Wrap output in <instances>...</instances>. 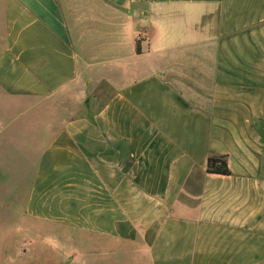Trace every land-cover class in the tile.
Returning <instances> with one entry per match:
<instances>
[{
	"label": "crops",
	"instance_id": "1",
	"mask_svg": "<svg viewBox=\"0 0 264 264\" xmlns=\"http://www.w3.org/2000/svg\"><path fill=\"white\" fill-rule=\"evenodd\" d=\"M0 179L84 264H264V0H0Z\"/></svg>",
	"mask_w": 264,
	"mask_h": 264
},
{
	"label": "rangeland",
	"instance_id": "2",
	"mask_svg": "<svg viewBox=\"0 0 264 264\" xmlns=\"http://www.w3.org/2000/svg\"><path fill=\"white\" fill-rule=\"evenodd\" d=\"M67 16L92 8L101 0H59ZM98 3V4H97ZM72 18V17H71ZM190 102L208 104L210 82L206 75H168ZM0 179V264H84L83 232L68 225L32 219L23 210H9L1 203L7 197ZM20 204V203H19Z\"/></svg>",
	"mask_w": 264,
	"mask_h": 264
},
{
	"label": "trees",
	"instance_id": "3",
	"mask_svg": "<svg viewBox=\"0 0 264 264\" xmlns=\"http://www.w3.org/2000/svg\"><path fill=\"white\" fill-rule=\"evenodd\" d=\"M139 41H136V52L140 53ZM207 171L210 173H217L227 175L230 170L227 166L226 158L224 155H210L207 159Z\"/></svg>",
	"mask_w": 264,
	"mask_h": 264
}]
</instances>
